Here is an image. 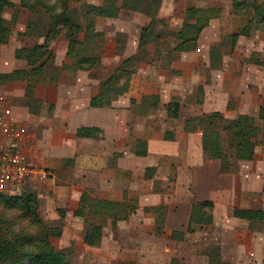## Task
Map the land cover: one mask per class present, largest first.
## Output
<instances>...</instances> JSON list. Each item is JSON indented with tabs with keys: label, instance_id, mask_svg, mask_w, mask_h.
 Masks as SVG:
<instances>
[{
	"label": "crops",
	"instance_id": "obj_1",
	"mask_svg": "<svg viewBox=\"0 0 264 264\" xmlns=\"http://www.w3.org/2000/svg\"><path fill=\"white\" fill-rule=\"evenodd\" d=\"M9 1L16 7L4 12L11 35L0 46V108L27 131L29 156L51 172L49 180L26 185L44 218L65 224L59 249L75 245L82 264H212L214 250L224 264H264V145L252 160L234 161V171L222 172L221 160L204 152L201 130H185L187 120L205 114L259 115L264 71L252 58L264 51V32L240 36L218 57L215 48L228 32H216L215 20L182 51L176 50L181 23L160 38L150 34L141 49L150 23L143 12L123 8V0L74 1L72 8L119 9L114 18L94 20V32L102 36L84 47L83 57L99 54L100 62L79 69L71 38L62 34L49 44L52 59L33 74L17 52L43 45L50 23L36 36L28 28L33 13L18 8L22 0ZM168 5L164 0L159 19L170 16ZM76 39L83 42L85 32ZM142 50L144 59L126 73L127 90L109 105L93 107L103 84ZM172 102L180 106L177 118L168 113ZM142 146L145 156L138 155ZM83 198L89 206L94 200L131 202L136 209L115 226L113 219L94 218L91 224L102 227L103 236L99 247H90L84 235L91 214L77 216ZM203 203L212 204L211 222L192 223L194 208ZM237 210L255 215L240 218Z\"/></svg>",
	"mask_w": 264,
	"mask_h": 264
},
{
	"label": "trees",
	"instance_id": "obj_2",
	"mask_svg": "<svg viewBox=\"0 0 264 264\" xmlns=\"http://www.w3.org/2000/svg\"><path fill=\"white\" fill-rule=\"evenodd\" d=\"M52 0H22L21 7L36 13L39 9H45L46 14L50 15V27L46 35V41L43 45L35 46L32 49H24L17 52V58L25 59L28 61L31 67V73L35 74L44 69L53 55L50 50L49 44L62 34L70 37V49L76 51L78 55V68L81 70L89 71L94 69L100 62V56L90 55L83 57V50L85 43L89 40L90 35L95 39L100 38V33L94 32V20L97 17H111L114 18L118 15L116 8H102L90 6L87 7L92 13L91 32L85 33L84 41L76 39V35H79L82 26L80 23L74 22L69 15L70 5L73 1L83 0H54V4H51ZM164 0H123L122 7L125 9L138 10L143 12L149 18H155L160 10ZM145 4L144 8L141 5ZM16 7L14 3L9 0H0V46L8 43L11 30L4 19V12L7 8ZM233 7L236 11L243 12L246 16L250 14L252 9L253 16L242 30V32L231 34L228 39L232 46V50L236 44V41L240 36H248L250 32L255 28L258 30H264V0H234ZM61 10L58 14L56 11ZM249 11V12H248ZM213 11H205L201 9H189L187 11V18L182 27V30L176 35L181 43L177 46L176 50H185L187 45L191 41H195L199 38L200 33L209 25L210 13ZM190 15V16H189ZM200 15H207V18H202ZM239 15H241L239 13ZM195 16V17H194ZM15 20V18H14ZM194 20L195 22H191ZM42 21H36L34 23L29 22L28 28L32 26L41 25ZM60 27H63L61 29ZM194 29L195 32H189ZM147 28L141 36L140 48L146 43ZM222 46V45H221ZM255 55V54H254ZM262 56L260 54H256ZM136 56L127 60L124 65L132 62ZM261 58V57H260ZM255 60L254 62L264 67V60ZM253 59V58H252ZM119 72L114 74L108 79L102 86V92L99 97L92 100L93 107H101L109 105L113 95L122 94L127 90L128 83L122 84L123 68L121 67ZM179 104L170 103L168 105V113L172 118H177L179 113ZM259 121L264 122V108H261L259 117L256 119L250 115H240L235 119L227 118L223 113L215 112L211 114H205L200 117L192 118L186 121L185 130L187 132H194L201 130L203 136V149L206 155L210 159H218L222 162V172L234 171V161H250L254 158L256 148L258 146V137L262 131L259 125ZM143 148V149H141ZM139 149L138 155L145 156L146 148L142 146ZM4 194H0L2 196ZM10 201L16 202L18 205L23 206V210L29 213V216L37 222L39 220L38 214H36V208L38 207V197L33 193H26L23 195L11 197ZM85 205L84 211L78 212L77 216H85L87 213L95 214L98 218L113 219L114 226L119 222L129 218V216L135 211L136 206L134 203H114V202H101L98 200L93 201V205L89 206V201L83 198ZM90 207V212H87V208ZM212 204L203 203L194 208V214L192 215V223H210ZM255 213L252 211L237 210L236 216L244 219H251ZM40 223V221H38ZM37 223V224H38ZM45 231V227L43 228ZM84 240L90 247H99L101 245L103 229L95 224L85 229ZM51 229L48 228V233ZM61 235V233H59ZM33 239L27 238L24 235L16 233H1L0 230V264H25L29 261L30 264H66L61 253L58 252L50 243L47 236V244L45 247L34 246ZM213 263L212 264H224L220 258V254L217 250L212 252ZM121 264H134V263H121Z\"/></svg>",
	"mask_w": 264,
	"mask_h": 264
},
{
	"label": "rangeland",
	"instance_id": "obj_3",
	"mask_svg": "<svg viewBox=\"0 0 264 264\" xmlns=\"http://www.w3.org/2000/svg\"><path fill=\"white\" fill-rule=\"evenodd\" d=\"M75 2H78V1H75ZM168 2H169L168 9L170 10V12L168 13H170V16L168 17V19H165V18L159 19L158 18L159 12H160L159 10L158 14L156 15L154 19L150 18V23L146 27L147 28L146 40L148 41V37H150V34H152L153 37L160 38V32H174V30H176L180 26L181 23L183 27L185 23V19L187 18V11L189 9H201L207 12L213 11L212 12L213 14L210 13V15H208L209 20L211 17H213L210 20L209 24L215 20L216 21V27H215L216 32L218 31L228 32L219 41L220 44L222 43V46L219 47V49L217 47L215 48L216 52L214 51V53L218 57H221L222 53L230 51L231 44H230L229 39L227 38L230 36L229 34H231L232 32H242V30L245 28V26L249 22L250 18L253 16L252 9L250 10V14H247L246 16H243L244 15L243 12L236 11L233 7L234 0H168ZM54 3L55 2L53 1V3L51 4H54ZM20 6L21 4L18 6V8H20ZM81 7L82 6L72 8V6L70 5L69 15L72 17L74 22L80 23V25L82 26V30L80 32H85V33L91 32V28L89 26L93 24L91 22L92 13L90 14V11L87 7H84V8H81ZM144 7H145V4H142L141 8H144ZM61 12L62 11L60 9L59 11L57 10L58 14H60ZM172 12H173V15H171ZM32 13H33V19H34L32 23L36 21H42L41 25H36L34 27L32 26V29L34 31L32 33H34L36 36H38L37 34L42 35V32L44 30H45L44 32H46L49 26V23H50L49 15L46 14L45 9H39V11H37L36 13L34 12ZM239 13L241 15H239ZM208 16L200 15V17L202 18H207ZM191 22H195V21L192 20ZM174 24L176 25L177 28L173 27ZM163 27L165 28L163 29ZM60 28L63 29V27H60ZM146 28L144 30H146ZM189 32H195V30L192 29V30H189ZM251 32H264V30L263 31L259 29L257 30L255 28ZM170 35L169 36L167 35L166 37L171 38ZM97 42H98V39H95L92 35H90V38L85 43L84 47L88 45L93 46V44H96ZM145 45L141 47V49H143ZM143 53L144 52L142 50L139 54L136 55V58L132 62L124 65L123 71L122 73H120L123 77L122 84L125 85V83L128 80V75H126V73H129L132 70H134L136 64L144 59ZM256 54H260L262 56H259ZM259 58L261 59V61L264 60V51L261 53H255L252 61H254V59L258 60ZM261 71H264V67L261 69ZM205 75L206 73H204V76ZM258 117L259 115L256 116L255 118L257 119ZM260 122L261 121H259V125L261 127L262 124H260ZM261 128H262V131L258 137V142H259L258 144L264 145V128L263 127ZM26 187L28 188V190L25 189ZM29 189L33 190L31 186L30 187L28 185L24 186V188L21 189V193L19 195H23L26 193H33L36 195L35 192H32ZM19 195H16V196H19ZM11 197H15V196L6 195V194L0 196V230H1V233H16V234L24 235L26 239L31 238L33 239L32 241L33 247L34 246L45 247L47 244V236H48L51 245L56 250H58L59 253L63 255L61 257L66 264H82L86 262V260L82 258V254L81 255L74 254L75 252L74 248H76V250L78 249L75 245H73L69 249H59L58 246L63 237L65 224L63 223L62 220L56 221V222L47 221L44 218L42 212L40 211L39 200H38V207L36 208V214H38L39 220H37L36 222V220L34 221L33 218L29 216V213L26 210L22 209L23 206L18 205L16 202L10 201ZM89 216L91 217V219L88 218V226H90V224L93 223L94 218L98 219V217H96L97 215L95 214H91ZM38 221H40V223H38ZM44 227H45V231L43 230ZM48 228L49 230L51 229V232L49 233H48ZM59 233H61V235ZM84 257L87 258L86 256ZM94 261H90L91 264H95ZM25 264H30V263L29 261H26Z\"/></svg>",
	"mask_w": 264,
	"mask_h": 264
},
{
	"label": "built area",
	"instance_id": "obj_4",
	"mask_svg": "<svg viewBox=\"0 0 264 264\" xmlns=\"http://www.w3.org/2000/svg\"><path fill=\"white\" fill-rule=\"evenodd\" d=\"M4 101L0 97V107ZM27 137V131L14 121L11 111L0 108V194L19 195L21 188L33 179L47 181L52 176L29 156Z\"/></svg>",
	"mask_w": 264,
	"mask_h": 264
}]
</instances>
